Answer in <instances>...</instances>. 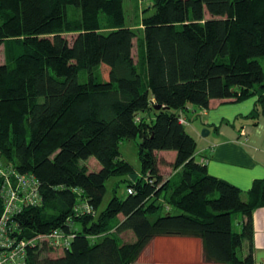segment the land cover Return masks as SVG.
Instances as JSON below:
<instances>
[{"label": "trees", "instance_id": "16d2710c", "mask_svg": "<svg viewBox=\"0 0 264 264\" xmlns=\"http://www.w3.org/2000/svg\"><path fill=\"white\" fill-rule=\"evenodd\" d=\"M152 6L139 35L125 24L123 0H0V159L33 174L40 196L14 216L17 228L25 237L74 233L57 255L45 241L28 245L23 264H133L161 235L200 238L204 264H256L252 216L264 206V179L243 191L211 175L179 118L190 104L251 96L248 116L264 114V0ZM136 138L132 180L120 143ZM159 150L176 152L168 178ZM110 177L133 192L120 197L114 187L100 209ZM82 202L93 210L75 211ZM127 230L132 240L120 236Z\"/></svg>", "mask_w": 264, "mask_h": 264}, {"label": "crops", "instance_id": "0c3cea01", "mask_svg": "<svg viewBox=\"0 0 264 264\" xmlns=\"http://www.w3.org/2000/svg\"><path fill=\"white\" fill-rule=\"evenodd\" d=\"M255 101L254 96L237 102L211 99L208 108L190 104L181 114L186 124L201 117L200 124H190L192 133L187 130L196 140V159L202 161L205 158L204 162L211 175L227 180L243 191L248 190L254 180L264 179V114L259 115L257 119L248 116ZM200 126L208 128V133L204 131V134H200ZM214 126H217V129H214ZM199 142L202 144L200 147ZM156 154L161 174L165 178L172 176L176 172L171 165L176 152L159 150ZM98 168L99 164L96 169ZM139 175L140 167L128 177L135 180ZM120 181L121 178L115 180L117 183ZM118 217L123 218L121 214ZM252 218L253 258L256 264H264V206L256 208ZM233 227L235 230L239 229L237 217L233 220ZM125 235L129 236L130 240L134 238L129 230L120 236ZM161 248L165 250L161 252ZM177 248H185L187 254L181 255L178 260L172 256H160L168 249L178 251ZM202 248V241L197 237L155 236L133 264H204ZM244 248H247L246 245Z\"/></svg>", "mask_w": 264, "mask_h": 264}, {"label": "built area", "instance_id": "2783aa9c", "mask_svg": "<svg viewBox=\"0 0 264 264\" xmlns=\"http://www.w3.org/2000/svg\"><path fill=\"white\" fill-rule=\"evenodd\" d=\"M180 122L186 123L183 116ZM7 162L0 159V194L3 201V210L0 216V264H23L26 258V248L31 244L46 242L55 249H64L70 245L74 236L72 231H65L58 227L45 234L33 237L20 235L14 216L26 206H35L40 203L38 180L33 174L18 172ZM128 193L133 192L131 186L126 188ZM75 211L90 212L93 210L88 202L75 205Z\"/></svg>", "mask_w": 264, "mask_h": 264}, {"label": "rangeland", "instance_id": "374dc122", "mask_svg": "<svg viewBox=\"0 0 264 264\" xmlns=\"http://www.w3.org/2000/svg\"><path fill=\"white\" fill-rule=\"evenodd\" d=\"M153 0H123V10H124V18H125V24L127 26H131L136 31L138 32L139 35H142V29H141V17L144 13V9L148 8L147 11L145 12L146 15H149L153 13L154 8H153ZM70 38L72 35H68ZM133 52H136V41L134 39V48ZM4 46L0 45V63L4 61ZM263 68H264V56L258 57ZM102 71L104 74H106L107 68L103 67ZM80 80L84 81L86 79L85 73L83 70L80 71ZM185 119V118H184ZM200 119H192L191 123H197L200 124ZM190 124H186L185 127L186 129L192 133V130L190 128ZM203 127L200 126V134H202V129ZM199 136V135H198ZM137 141L138 138L136 139H125L120 143V151L122 156L128 160L131 165L134 168V172H137L140 167V159L137 154ZM201 142H199V147L201 146ZM88 163L89 167L91 169H95L98 166V162L94 159V157H90L85 161ZM119 177H110L106 181V193L104 195V198L100 204V209H103L108 200L110 199L111 195L113 194L114 187L116 188V194L117 195H125V183L124 182H119V184H116L115 180H117ZM124 240H130V237L125 235L122 236ZM245 246V245H244ZM178 251H170L169 249L164 252V254H160L161 257H170L172 256L175 259H179L181 255H186L187 253L185 252V248H177ZM165 248H161L160 251L163 252ZM62 251L59 249L58 251H53L51 254L52 255H57L60 254ZM245 253V248L242 250V254ZM205 263V262H204ZM200 264H203V262Z\"/></svg>", "mask_w": 264, "mask_h": 264}, {"label": "water", "instance_id": "95a60500", "mask_svg": "<svg viewBox=\"0 0 264 264\" xmlns=\"http://www.w3.org/2000/svg\"><path fill=\"white\" fill-rule=\"evenodd\" d=\"M156 109H158V108H160L161 107V105L160 104H157V105H155L154 106ZM204 131L206 132V133H208V131H209V129L208 128H203V130H202V133L204 134ZM205 133V134H206Z\"/></svg>", "mask_w": 264, "mask_h": 264}]
</instances>
